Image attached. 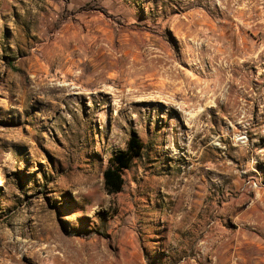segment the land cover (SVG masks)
Wrapping results in <instances>:
<instances>
[{
	"label": "rangeland",
	"instance_id": "rangeland-1",
	"mask_svg": "<svg viewBox=\"0 0 264 264\" xmlns=\"http://www.w3.org/2000/svg\"><path fill=\"white\" fill-rule=\"evenodd\" d=\"M0 176V264H264V0H0Z\"/></svg>",
	"mask_w": 264,
	"mask_h": 264
},
{
	"label": "trees",
	"instance_id": "trees-1",
	"mask_svg": "<svg viewBox=\"0 0 264 264\" xmlns=\"http://www.w3.org/2000/svg\"><path fill=\"white\" fill-rule=\"evenodd\" d=\"M144 144L135 135H131L124 150L116 152L108 159V165L102 173L103 187L107 194H116L122 190L124 170L129 169L134 159L141 157ZM90 237L92 232L80 233Z\"/></svg>",
	"mask_w": 264,
	"mask_h": 264
},
{
	"label": "crops",
	"instance_id": "crops-1",
	"mask_svg": "<svg viewBox=\"0 0 264 264\" xmlns=\"http://www.w3.org/2000/svg\"><path fill=\"white\" fill-rule=\"evenodd\" d=\"M160 216V221H162V222H168V221H173L176 217L174 216V215H172L171 214V212H167V213H163V215L161 216V214H158V216L157 217H159ZM175 217V218H174ZM177 218H178V216H177ZM176 220V219H175ZM169 232L171 233H173V231H171V230H169ZM167 244V240L166 241H164V245H166ZM164 248H165V246H164ZM149 249V248H148ZM163 250V249H162ZM167 250H165V252H166ZM154 250H149V255H147V257L148 258H150V257H152V255L154 254ZM197 252V251H196ZM158 254H160V251L158 252ZM157 254V257L159 258V256L160 255H158ZM208 254H210V252H208V251H203V254H201L203 257H206V255H208ZM195 253H193L192 255L190 254V252L188 251V252H186V254L185 255H183V256H181V258L182 259H185V258H189L190 260H194L196 257H195ZM201 255H199V256H201ZM222 256V255H221ZM180 257V256H179ZM178 257V258H179ZM176 264H182V262H177ZM195 264H197V263H195Z\"/></svg>",
	"mask_w": 264,
	"mask_h": 264
},
{
	"label": "bare ground",
	"instance_id": "bare-ground-1",
	"mask_svg": "<svg viewBox=\"0 0 264 264\" xmlns=\"http://www.w3.org/2000/svg\"><path fill=\"white\" fill-rule=\"evenodd\" d=\"M69 53H70V52H69ZM74 61H75V60H74ZM1 178H2V177L0 176V184H2V182H1Z\"/></svg>",
	"mask_w": 264,
	"mask_h": 264
}]
</instances>
